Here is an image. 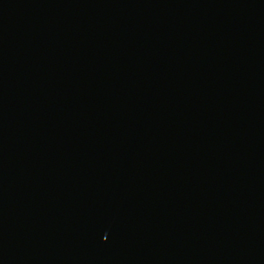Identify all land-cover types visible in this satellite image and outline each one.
I'll list each match as a JSON object with an SVG mask.
<instances>
[{
	"label": "water",
	"instance_id": "95a60500",
	"mask_svg": "<svg viewBox=\"0 0 264 264\" xmlns=\"http://www.w3.org/2000/svg\"><path fill=\"white\" fill-rule=\"evenodd\" d=\"M0 264H264V0H0Z\"/></svg>",
	"mask_w": 264,
	"mask_h": 264
}]
</instances>
